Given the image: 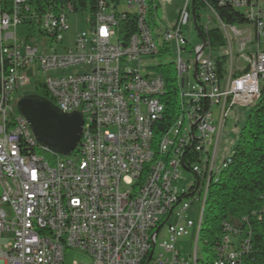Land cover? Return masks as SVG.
Segmentation results:
<instances>
[{"label": "built area", "instance_id": "built-area-1", "mask_svg": "<svg viewBox=\"0 0 264 264\" xmlns=\"http://www.w3.org/2000/svg\"><path fill=\"white\" fill-rule=\"evenodd\" d=\"M218 2L240 11L256 40L264 38V1ZM192 3L185 0L173 25L153 33L145 0H121L122 10L99 1L90 29L66 47L72 1L0 0V264H62L67 249L84 252L87 264H196L208 188L229 162L218 160L225 118L230 108L258 100L264 50L239 55L244 65L232 70L230 49L220 76L206 38L209 23L216 19L226 34L244 32L223 24L211 7L207 23L199 24ZM130 14L136 30L122 40L119 26ZM193 20L204 40L196 46ZM252 31L239 39V51ZM170 50L172 83L165 72L141 74L143 57ZM39 84L60 112L82 116L79 144L68 156L40 145L10 105L16 92ZM173 90L175 108L165 93ZM183 172L194 177L188 188L178 184ZM261 199L264 211V192ZM191 205L198 206L196 223L185 214ZM165 223L167 238L154 255ZM192 227L186 258L177 242ZM222 228L213 264H240L249 239L237 223L224 221Z\"/></svg>", "mask_w": 264, "mask_h": 264}, {"label": "trees", "instance_id": "trees-1", "mask_svg": "<svg viewBox=\"0 0 264 264\" xmlns=\"http://www.w3.org/2000/svg\"><path fill=\"white\" fill-rule=\"evenodd\" d=\"M85 11L88 10L91 25L93 15L98 9L99 1L106 6L117 8L121 0H70ZM148 6V15H153L157 6L156 0H152ZM211 7L220 21L229 26L251 24L243 14L231 8L229 5L219 4L218 0H194L191 8L194 10L198 21L199 11L208 10ZM120 38L127 40L136 30L135 18L129 15L120 23ZM206 38L212 51H218L225 46V38L222 31L211 28ZM159 66L158 72H165L166 80L173 82L174 68L172 64ZM217 71L224 76L227 68V60L223 56L217 57ZM237 71L235 74H239ZM170 86H166L165 88ZM169 94L172 108H175V91L165 92ZM38 99H43L53 104L51 97L43 85H35L34 91L25 93ZM161 131V129H160ZM159 133V132H157ZM264 192V80L260 86V94L256 103L249 108L245 122L240 129L238 140L229 156V162L223 169L217 180L210 183L204 205V211L197 244H200L206 252V259L196 258V264H213L215 248L222 234L224 221L237 223L241 234L249 239L250 249L243 254L240 264H264V211L262 210L261 196ZM244 219V220H242ZM211 253L212 259L209 257Z\"/></svg>", "mask_w": 264, "mask_h": 264}, {"label": "rangeland", "instance_id": "rangeland-1", "mask_svg": "<svg viewBox=\"0 0 264 264\" xmlns=\"http://www.w3.org/2000/svg\"><path fill=\"white\" fill-rule=\"evenodd\" d=\"M147 5H152V0H145ZM264 1V0H262ZM157 6L153 12V15L147 16V21L153 30V33L159 28H170L173 23L176 20L178 11L184 6L185 0H156ZM125 9V5L122 4L117 8V10ZM207 10H201L199 11V24H205L207 23V16H208ZM68 25L69 29L64 34L63 37V43L66 47H70L73 44V39L76 33L78 32H85L88 31L91 27L89 22V13L88 10L81 9L77 6V9L75 12H69L68 13ZM210 27H218L225 38V46L219 49L218 51H212V56L219 57L223 56L227 60V66L230 65V49L232 50V61H233V68L239 64H242L243 61L238 59V56L241 54H248V53H254L257 50H264V38H259V40H256V37L253 35V25L252 24H245V25H238V26H231L235 27L237 30L244 31L243 35L235 36L233 32L228 30L227 34L224 32L223 29H221L220 24L216 19H214L211 23H209ZM252 31V41H246L244 42L245 47L242 51H239V39H243L248 34V31ZM158 41V39L156 38ZM159 42V41H158ZM190 43L192 46H196L200 43V38L197 34V31L195 30L194 25L191 27V34H190ZM42 48H48V46H44V43H42ZM230 45V48H229ZM176 61V55L173 53L172 50L169 52H163L158 53L157 55L151 56V57H143L140 61V67H141V74L142 75H148L153 76L158 73L159 66H167L169 64H174ZM152 67V68H151ZM73 69H65L60 72H52V76L56 75H63L67 73H71ZM47 74H38L37 79L40 81H44L46 79ZM190 82L194 83V78L191 75L190 76ZM34 91L33 85L27 86L25 89L20 90L15 93L13 98L11 99L10 105L17 109V101L25 94V93H31ZM249 112L248 107H239L234 106L228 110L227 116L225 118V125L223 128V133L221 135L220 139V152H219V163L221 160L229 157L232 154L233 148L238 140L239 132L241 127L243 126L246 116ZM217 115V107L213 109V117L216 118ZM43 157L46 158L50 163H52L55 159L51 157V154L48 152L41 151L40 152ZM194 177L192 174H189L187 172H183L182 176L180 177L178 184L181 186H184L185 188H188L189 185L193 182ZM124 189V188H123ZM197 205H191V208L185 213L187 218H191L196 223L197 221ZM173 216L170 219V222L173 221ZM167 224L165 223L160 228V233L158 236V239L156 241V247L154 250V255L157 254L159 250V244L162 240L167 238ZM194 227L189 229V233L186 236H183L180 238L177 242V246L180 249L181 255L183 257L188 258L190 253L192 252L193 246H194ZM197 257L201 259H206L207 254L203 250L202 246L200 244H197ZM168 256V255H167ZM209 257H211V253L209 254ZM89 257L82 251H79L77 249L73 250H65L64 251V262L62 264H87L89 263Z\"/></svg>", "mask_w": 264, "mask_h": 264}, {"label": "water", "instance_id": "water-1", "mask_svg": "<svg viewBox=\"0 0 264 264\" xmlns=\"http://www.w3.org/2000/svg\"><path fill=\"white\" fill-rule=\"evenodd\" d=\"M193 24L204 41L195 20ZM17 110L26 119L35 140L43 147L68 156L78 146L83 125L79 113H62L48 101L32 95H23L17 101Z\"/></svg>", "mask_w": 264, "mask_h": 264}, {"label": "crops", "instance_id": "crops-1", "mask_svg": "<svg viewBox=\"0 0 264 264\" xmlns=\"http://www.w3.org/2000/svg\"><path fill=\"white\" fill-rule=\"evenodd\" d=\"M250 31V30H249ZM244 32V31H243ZM253 35H254V33H253ZM244 65V62L242 63V64H239L238 66H243ZM168 257H169V255H168Z\"/></svg>", "mask_w": 264, "mask_h": 264}, {"label": "flooded vegetation", "instance_id": "flooded-vegetation-1", "mask_svg": "<svg viewBox=\"0 0 264 264\" xmlns=\"http://www.w3.org/2000/svg\"><path fill=\"white\" fill-rule=\"evenodd\" d=\"M28 96V95H27Z\"/></svg>", "mask_w": 264, "mask_h": 264}]
</instances>
